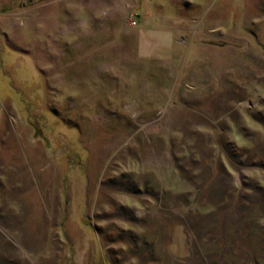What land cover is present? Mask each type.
<instances>
[{
  "label": "rangeland",
  "instance_id": "rangeland-1",
  "mask_svg": "<svg viewBox=\"0 0 264 264\" xmlns=\"http://www.w3.org/2000/svg\"><path fill=\"white\" fill-rule=\"evenodd\" d=\"M0 264H264V0H0Z\"/></svg>",
  "mask_w": 264,
  "mask_h": 264
}]
</instances>
